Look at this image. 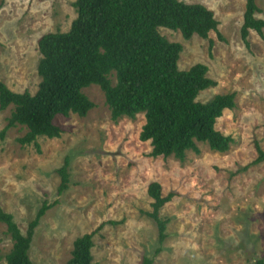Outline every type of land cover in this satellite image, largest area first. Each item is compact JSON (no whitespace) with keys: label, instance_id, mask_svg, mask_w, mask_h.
<instances>
[{"label":"rangeland","instance_id":"374dc122","mask_svg":"<svg viewBox=\"0 0 264 264\" xmlns=\"http://www.w3.org/2000/svg\"><path fill=\"white\" fill-rule=\"evenodd\" d=\"M75 0H0V81L14 92L37 90L40 54L37 39L44 33L67 31L76 17ZM201 3L218 21L219 38L184 39L178 30L160 28L182 50L178 67H207L216 82L199 92L205 102L233 92L235 106L225 110L215 128L231 136L225 152L197 143L199 152L151 157L149 142L139 139L143 113L116 121L110 118L101 89L91 84L83 93L94 103L85 116L58 115V138L38 137L21 145L26 129L9 128L0 137V205L13 215L22 233L45 201H57L35 228L29 256L33 264H68L73 240L102 227L93 236L95 264H253L264 259V162L256 158L254 141L264 151V33L250 31L249 46L240 37L245 0H180ZM264 18V0H256ZM209 40L212 47H209ZM112 82L115 79L110 76ZM13 106L0 109V131ZM67 162L68 184L57 194V169ZM160 183L163 194L175 191L160 214L168 218L167 238L157 247L156 226L149 211L147 185ZM109 221H115L111 224ZM0 222V264L11 247Z\"/></svg>","mask_w":264,"mask_h":264},{"label":"trees","instance_id":"16d2710c","mask_svg":"<svg viewBox=\"0 0 264 264\" xmlns=\"http://www.w3.org/2000/svg\"><path fill=\"white\" fill-rule=\"evenodd\" d=\"M73 6L76 17L67 31L47 32L37 39L40 81L35 93L14 92L0 81V109L13 106L0 131L1 138L9 128L21 125L26 131L17 141L33 144L39 150L38 137H60L61 128L54 123L56 116L73 113L83 117L94 107L82 90L95 84L103 92L113 121L143 113L139 139L149 142L151 157L172 155L183 160L186 151L199 152V142L218 152L229 149L231 136L221 133L215 124L225 110L234 108L235 94H217L208 101H198L199 92L216 82L206 76L207 67L201 63L179 69L181 44L170 42L159 32L160 28L178 30L189 39L193 35L207 38L213 31L221 38L211 9L180 0H75ZM258 12L256 0H245L240 37L247 47L250 31L260 36L264 33V18L257 17ZM254 147L256 158L250 165L264 162V151L257 141ZM66 164L57 169V194L68 187ZM147 194L150 210L144 214L156 226L157 254L167 238L169 222L160 211L176 192L163 194L160 183L151 181ZM55 203L44 201L25 233L0 205V222L5 224L12 242L3 256L4 264H33L29 249L35 228ZM102 225L73 240L68 264H95L93 236ZM152 263V258L143 256L139 264ZM253 264H264V259L257 257Z\"/></svg>","mask_w":264,"mask_h":264}]
</instances>
